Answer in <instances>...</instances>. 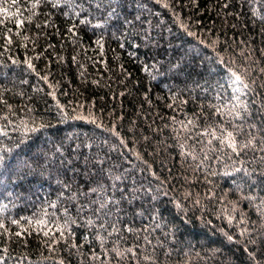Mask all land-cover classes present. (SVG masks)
<instances>
[{
  "label": "trees",
  "instance_id": "16d2710c",
  "mask_svg": "<svg viewBox=\"0 0 264 264\" xmlns=\"http://www.w3.org/2000/svg\"><path fill=\"white\" fill-rule=\"evenodd\" d=\"M0 264H264V0H0Z\"/></svg>",
  "mask_w": 264,
  "mask_h": 264
},
{
  "label": "snow or ice",
  "instance_id": "6c2138e0",
  "mask_svg": "<svg viewBox=\"0 0 264 264\" xmlns=\"http://www.w3.org/2000/svg\"><path fill=\"white\" fill-rule=\"evenodd\" d=\"M237 79H239V77H237Z\"/></svg>",
  "mask_w": 264,
  "mask_h": 264
}]
</instances>
